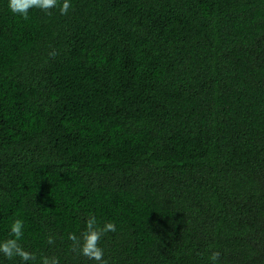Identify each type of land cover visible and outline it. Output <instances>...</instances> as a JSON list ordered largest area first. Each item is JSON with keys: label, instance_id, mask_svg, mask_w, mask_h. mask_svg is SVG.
I'll use <instances>...</instances> for the list:
<instances>
[{"label": "trees", "instance_id": "trees-1", "mask_svg": "<svg viewBox=\"0 0 264 264\" xmlns=\"http://www.w3.org/2000/svg\"><path fill=\"white\" fill-rule=\"evenodd\" d=\"M71 3L0 0V240L97 264L94 214L107 264H264V0Z\"/></svg>", "mask_w": 264, "mask_h": 264}, {"label": "clouds", "instance_id": "clouds-1", "mask_svg": "<svg viewBox=\"0 0 264 264\" xmlns=\"http://www.w3.org/2000/svg\"><path fill=\"white\" fill-rule=\"evenodd\" d=\"M72 7L71 0H8L9 10L24 19H28L31 9H39L48 15L52 14V9H58L61 15H67ZM115 231L114 222H100L94 214L89 215L85 220L84 230L79 235L68 233V240L72 242L71 251L96 261L97 264H107L100 242L106 233ZM24 234L25 223L22 218L17 217L10 224L8 237L0 240V254L9 260L19 257L22 264H59V259L55 255L45 254L38 259L37 253L28 250L22 244ZM46 241L49 245L55 243L51 235L46 237ZM219 258L220 253L213 251L210 256L212 264H217Z\"/></svg>", "mask_w": 264, "mask_h": 264}]
</instances>
